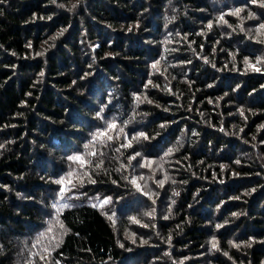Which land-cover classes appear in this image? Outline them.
I'll return each instance as SVG.
<instances>
[{
  "label": "trees",
  "instance_id": "1",
  "mask_svg": "<svg viewBox=\"0 0 264 264\" xmlns=\"http://www.w3.org/2000/svg\"><path fill=\"white\" fill-rule=\"evenodd\" d=\"M261 3L0 0V264H264Z\"/></svg>",
  "mask_w": 264,
  "mask_h": 264
},
{
  "label": "rangeland",
  "instance_id": "2",
  "mask_svg": "<svg viewBox=\"0 0 264 264\" xmlns=\"http://www.w3.org/2000/svg\"><path fill=\"white\" fill-rule=\"evenodd\" d=\"M171 9H173V5H168ZM239 10L243 11L241 14L246 15L247 19H254L253 22L251 23V25L249 27H247L248 32L252 35H255L256 38L259 37H263L264 36V29L260 28L261 24H264L263 21H259L257 19H255V16H253L250 12H248L245 8H239ZM229 13V12H228ZM237 17L241 18L242 20H244V18L242 17V15H238ZM221 17H219L218 19H220ZM248 21V20H245ZM244 22V21H243ZM221 23L223 25H226L225 21H221ZM246 29V28H245ZM256 40V39H255ZM264 41V40H263ZM264 53L262 52L259 55V59H257L256 61H247V67L249 69V71L253 72V73H258L260 72V67L259 64L257 63H264ZM259 61V62H258ZM134 137V136H132ZM91 149L88 152V155H90L91 153ZM103 155H107V152H103ZM93 157V156H90ZM135 158V156H133ZM169 157L164 155V158ZM165 160V159H164ZM167 160L165 161H161L160 159L158 161H152V160H143L140 159L138 161V164L140 166V171L138 172L136 179L141 180L140 178L143 177V179L141 180V182H143V184L145 185V190L142 189V185L141 187H139L140 191L142 193H140V197L143 198L145 197L147 200L151 199L152 195L154 194H159L162 193L160 191L162 184L165 182L164 180L159 181L157 180V178H161L165 175L164 169H166V164ZM155 174V178H151L149 175L150 174ZM153 179V180H150ZM140 183V182H139ZM160 202H152L149 203V208L143 207L142 211H140L137 215H138V219H149L150 222H153L154 227H156V216H157V212L161 210L160 206H163V204L165 205V209H166V205H168L170 202V199H164V200H159ZM147 213H151V215H147ZM123 220V219H122ZM133 222V221H132ZM134 223V222H133ZM113 224H115L118 228H123V226L121 227L120 225V219H115L113 220ZM136 224V223H134ZM138 225V223H137ZM123 235L127 238H129L130 240L136 239L135 235L129 234V230L126 229L123 233ZM155 237L158 236H152L150 237V239H153ZM53 239V238H52ZM49 240L48 243L46 244V246H44V251L47 252V250L49 249L50 245H52V241L53 240ZM56 240V237H55ZM145 242V241H144ZM50 243V244H49ZM43 254V253H41ZM129 264H134V263H129Z\"/></svg>",
  "mask_w": 264,
  "mask_h": 264
},
{
  "label": "snow or ice",
  "instance_id": "3",
  "mask_svg": "<svg viewBox=\"0 0 264 264\" xmlns=\"http://www.w3.org/2000/svg\"><path fill=\"white\" fill-rule=\"evenodd\" d=\"M253 2H255V0H253ZM260 6H261V7H264V3H261ZM73 7H75V5H73ZM239 11H240V10L237 9V13H238ZM221 19H223V17H221ZM209 27H211V25H209ZM260 28H261V29H264V24H261V25H260ZM258 62H259V61H258ZM97 115L100 116V113H98ZM116 127H117V125H116L115 123H113V122H108V123H107V127H106V129H104V130H99L96 134H94V138H93V142H92V143L95 144L97 141L102 142V138H105V137H106L109 141L112 140L113 137L110 136V135H108V132H109V131H112V130H115ZM120 131L122 132V131H123V128H121ZM141 135H143V134H141ZM133 138L135 139L136 137H133ZM145 138H146V137H145ZM88 147H91V145H89ZM90 154L93 155V156H95V155H96V152H91ZM137 155H139V153H137ZM133 158H134V157H133ZM70 159H72L73 161L80 162L81 164L86 163V162L83 160V158H82L81 156L70 157ZM100 166H101L100 164H97V165H96L97 168H99ZM70 175H71V173H70ZM140 179H143V177H141ZM54 182H55L56 184L62 186V187L59 189V199H60L61 201H64V199H65V195H64V194H65V187H64V185H65V179H64V178L57 179V180H55ZM90 182H91V183H95L94 180H90ZM130 183L136 185V180L133 179V180L130 181ZM137 188H138V190H139V186H138V185H137ZM108 202H109V200H108V199H105L104 201L101 202L100 207H103V205H104V204H107ZM71 206H72V205L68 204L67 202L60 203V204H58V206H56V211L59 212L62 208H68V207H71ZM92 206H93V207H97L96 204H93ZM147 215H151V213H147ZM108 218H109V219H112L111 216H109ZM133 222H134V223H138V221H136L135 219H133ZM60 227L63 229L64 226H63L62 223L60 224ZM66 231H67V230L65 229V232H66ZM213 246L215 247V244H213ZM121 247H123V245H121Z\"/></svg>",
  "mask_w": 264,
  "mask_h": 264
}]
</instances>
